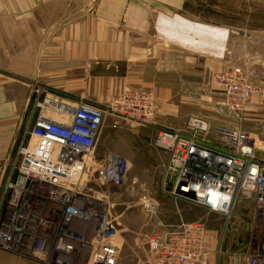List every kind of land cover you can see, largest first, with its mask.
Segmentation results:
<instances>
[{
  "label": "built area",
  "instance_id": "obj_1",
  "mask_svg": "<svg viewBox=\"0 0 264 264\" xmlns=\"http://www.w3.org/2000/svg\"><path fill=\"white\" fill-rule=\"evenodd\" d=\"M216 81L238 116L252 95L264 103V87L257 89L241 68H227L216 75ZM154 98L145 91H126L106 108L83 98L38 101L36 123L25 133L7 176L1 202L5 208L1 249L40 254L57 263L84 252L77 260L113 264L111 190L125 183L131 167L124 156L111 153L97 171L98 182L108 194L92 189L97 142L106 117L112 114L152 124ZM51 104L57 106L58 119L44 116ZM207 132L200 119H193L186 133L158 131V145L169 155L165 176L170 194L227 218L237 203H253L255 245L248 264H264V160L256 155L255 139L238 128ZM206 234L202 221L158 230L148 237L151 264H205L210 253ZM58 236L62 239L55 241ZM57 244L61 248H54Z\"/></svg>",
  "mask_w": 264,
  "mask_h": 264
},
{
  "label": "rangeland",
  "instance_id": "obj_2",
  "mask_svg": "<svg viewBox=\"0 0 264 264\" xmlns=\"http://www.w3.org/2000/svg\"><path fill=\"white\" fill-rule=\"evenodd\" d=\"M183 8L197 17L198 27L209 25L212 31L206 48L199 50L205 55L181 53L182 59L186 61L182 60L179 96L163 92L167 88L166 85L163 89L160 86L159 89L162 90L159 92L134 90L156 95L152 124L142 125L124 114H112L106 117L97 142L95 174L90 181L92 189L101 194H108L106 186L98 182L97 171L106 164L111 153L124 156L131 167L125 183L111 190L108 216L115 227L111 237L113 241L111 246L116 249L113 264H151L148 237L153 236L158 230L167 229L170 225L181 222L206 223L210 253L205 264H234L235 261L237 264H248L249 255L255 245L253 203L249 201L237 203L232 216L227 218L211 213L187 200L176 199L170 194V181L165 176L169 155L159 147L157 137L160 129L189 132L191 121L200 119L207 124V133L214 134L220 128H238L250 133L255 139L256 155L264 160V103L260 96L252 95L238 116L226 104V95L216 81L217 74L234 67L241 68L257 89L264 87V0H184ZM220 49L228 61L224 68L216 71L209 65H202L199 59L202 55L201 59L206 56L218 62L217 55ZM189 56L195 57V60H189ZM216 62L213 65L217 64ZM84 73L88 82L81 86H68V90L65 86H50L39 81L34 82L35 84L30 83L28 87L34 90L33 104L38 101L43 103L46 99L55 100V96L59 97L56 98L59 101L83 97L91 104L106 108L124 92L131 91L126 89L110 101L96 100L100 93L103 95L106 92L108 95L112 91L115 92L121 78L108 77L100 85L91 82L93 73L91 69L86 68ZM121 74H124V70ZM49 109L47 115L52 119L61 117L56 111L55 104H51ZM36 110L37 118L39 108ZM24 135L25 133L20 136L10 157L8 173L0 184V231L4 230L1 226L5 208H1V202L7 176L17 160L18 149ZM164 158L165 166L160 167L158 165L160 159ZM160 222L164 224L157 227ZM170 229L172 230V227ZM42 234H45L44 231ZM133 236L140 237L143 244L148 246L147 254L142 258L127 255L131 253L124 240ZM61 239L58 236L55 241ZM41 247L40 245L39 249ZM54 248L61 247L57 244ZM0 251L15 258L20 264H89V261L77 260L84 252L72 256L65 263L64 261L57 263L40 254L28 256L24 252L3 250L1 247Z\"/></svg>",
  "mask_w": 264,
  "mask_h": 264
},
{
  "label": "crops",
  "instance_id": "obj_3",
  "mask_svg": "<svg viewBox=\"0 0 264 264\" xmlns=\"http://www.w3.org/2000/svg\"><path fill=\"white\" fill-rule=\"evenodd\" d=\"M183 5L184 0H0V184L20 136L36 123L34 90L28 87L34 82L68 90L88 82V68L91 82L100 85L121 78L115 92L96 100L110 101L126 89L159 92L164 85L163 92L179 96L186 61L181 53L205 55L199 50L212 31L198 27ZM221 51L218 62L199 57L202 65L224 68L228 61ZM124 242L129 257L147 254L140 237ZM0 264L20 262L0 251Z\"/></svg>",
  "mask_w": 264,
  "mask_h": 264
}]
</instances>
